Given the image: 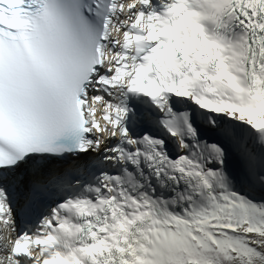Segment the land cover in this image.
<instances>
[{"label": "snow or ice", "instance_id": "snow-or-ice-1", "mask_svg": "<svg viewBox=\"0 0 264 264\" xmlns=\"http://www.w3.org/2000/svg\"><path fill=\"white\" fill-rule=\"evenodd\" d=\"M0 264H264V0H0Z\"/></svg>", "mask_w": 264, "mask_h": 264}]
</instances>
